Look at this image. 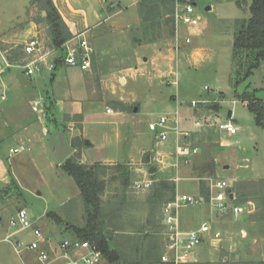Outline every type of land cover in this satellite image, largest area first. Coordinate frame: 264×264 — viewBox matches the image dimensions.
Masks as SVG:
<instances>
[{
	"label": "rangeland",
	"instance_id": "1",
	"mask_svg": "<svg viewBox=\"0 0 264 264\" xmlns=\"http://www.w3.org/2000/svg\"><path fill=\"white\" fill-rule=\"evenodd\" d=\"M115 1L124 11L103 23L110 15L107 7ZM130 1H93L95 11L101 14L102 7L103 12L98 19L89 13L90 25L101 23L94 32L83 35L95 52L89 71L60 64L51 72L26 76L20 68L25 42L37 37L46 50L56 48L47 22V0H0V264H40L35 253L23 250L17 254L14 249L16 242L34 239L31 230L3 241L16 230L9 228L8 221L19 208L27 210L31 222L56 248L62 240L76 238L75 231L85 227L84 202L75 181L62 167L67 158L105 166L99 176L103 191L98 229L109 249L120 257L115 264H161L159 256L165 250L162 209L177 194L202 198L198 205L180 208L181 229L195 230L202 223L210 228L188 263L249 264L264 259V248L254 256L250 253L257 249L248 248L253 237H261L264 244V236L256 230L252 234L248 228L249 221L262 222L264 215V61L253 67L255 53L234 48L235 21L249 17L250 1L238 5L236 0H182L193 4L194 11L189 23L176 24V0H144L145 27L139 35L135 23L139 7L129 6ZM116 22L120 29L114 30ZM78 27L83 29L81 24ZM176 28L183 42L189 36L192 40L177 53L175 74L162 82L159 76L163 74L156 77L155 71L145 68L151 55L143 61L147 52L138 42L159 41V50L168 56ZM188 48L203 52L191 67L182 59ZM134 52L142 61L125 82L123 74L115 73L132 67ZM5 61L10 67H5ZM153 61L149 62L152 66L158 59ZM244 92L261 102L262 124L242 101ZM34 101L39 102L37 113L31 110ZM192 101L199 103L193 107ZM176 110L180 128L192 132L184 143L199 151L183 160L178 169L171 165L174 134L169 131L167 141L157 143L148 128L149 122ZM205 120L212 124L230 121L238 130L227 135L214 127L194 126ZM58 130L72 149L62 163L50 147V138L57 137ZM19 143L27 150L10 155L9 149ZM176 178L179 180L174 181ZM214 180L224 181L233 195L223 215L209 204ZM143 182L149 186L138 189L136 185ZM201 183L204 193L209 191L208 199L200 192ZM171 186L173 190L162 188ZM232 206L240 208L237 216L231 214ZM243 229L250 233L247 239L240 236ZM215 233L219 239L213 241ZM63 263L58 259L49 264ZM103 264L109 263L104 259Z\"/></svg>",
	"mask_w": 264,
	"mask_h": 264
},
{
	"label": "built area",
	"instance_id": "2",
	"mask_svg": "<svg viewBox=\"0 0 264 264\" xmlns=\"http://www.w3.org/2000/svg\"><path fill=\"white\" fill-rule=\"evenodd\" d=\"M180 4H183L180 8ZM176 10L173 18L176 22L189 23L190 14L193 13V4L183 2L182 0L175 1ZM177 29V28H176ZM84 33L72 36L60 48H53V50H46L39 42L37 37L29 39L22 45V54L24 56L23 64L20 68L26 76H33L43 70L53 71L57 63L63 64L68 67H75L81 71H89L92 65L94 56V49L89 41L83 37ZM177 37V30L175 33ZM186 43H190V39H185ZM60 55H56L57 52ZM55 54V56H54ZM53 57V58H52ZM6 66L10 67L5 61ZM175 84V83H173ZM206 89V88H205ZM219 96H221L219 94ZM208 101H201L200 103L206 104ZM199 102L192 101L191 106L195 107ZM39 102L34 101L32 104V111H38ZM107 112H111L107 109ZM231 118V112L230 116ZM181 119L178 110L173 114L161 115L155 121L148 124V128L154 134L157 143L167 141L169 131L174 134L176 150L170 154L172 157V167L178 169L182 161L187 160L189 156L198 155V148L192 145H186L184 140H189L192 137V132L182 130L180 128ZM196 128L214 127L218 132H225L227 135H234L238 128L232 122L212 124L210 121L203 122L196 121L194 123ZM25 144H19L9 149L10 155H16L26 151ZM161 162V161H160ZM174 181L179 178L173 179ZM149 182L137 184L136 187H148ZM210 191L209 204L217 209L220 214H225L228 211L227 201L233 198L229 192L228 186L224 181L214 180L212 182ZM232 196V197H230ZM202 198L194 197L187 194L176 195L175 198L162 209L163 214V227H164V252L160 256L161 264H185L190 260L191 254L195 248L202 242V236L209 232L210 228L207 223H202L198 229L184 231L181 229L179 221V210L181 207L187 205H198L201 203ZM231 214L237 216L240 213V208L232 206L229 209ZM1 220V218H0ZM9 228L16 229L12 234L7 235L3 241L10 242V238L18 232L31 230L33 240L28 243L16 242L14 249L17 254L23 250H28L36 254V259L40 264H49L50 262L61 259L63 264H103L104 258L102 251L93 243L82 240L79 238H70L62 240L57 248L52 245L51 240L46 237L42 231L35 226L28 217V212L25 208H19L8 221ZM219 239V234L215 233L213 240ZM14 245V244H13ZM49 252L54 253L51 258Z\"/></svg>",
	"mask_w": 264,
	"mask_h": 264
},
{
	"label": "trees",
	"instance_id": "3",
	"mask_svg": "<svg viewBox=\"0 0 264 264\" xmlns=\"http://www.w3.org/2000/svg\"><path fill=\"white\" fill-rule=\"evenodd\" d=\"M143 1L144 0H142V2ZM242 1L246 0H236L238 5H242ZM249 1V17L237 19L235 21L234 48L238 51L255 53V64L253 67H256L264 61V0ZM142 2L140 3V14L143 17L144 14L141 10L144 4H142ZM45 11L47 13V22L52 29L53 44L56 48H60L71 38V35L57 9L53 5V0H47ZM58 65H60V63H57L56 66ZM246 93L247 92L242 93V101L247 102L249 108L255 113L258 124H262L263 111L261 102L255 99L253 94L249 96V94ZM62 167L75 181L84 202L88 219L84 228L75 231L77 235L76 238L95 244L102 251L103 258L107 263L115 264L120 257L117 252L109 249L106 238L98 229V220L101 219L102 209L100 195L103 191V182L100 180L99 176L101 175L100 170L105 166H100L99 164H80L72 158H67L62 164ZM162 188L163 190L168 188L173 190L174 186ZM200 192L206 195L207 199L209 198V191L204 193V183H201ZM262 217L263 218L260 220L264 221V215ZM249 264H264V261L251 262Z\"/></svg>",
	"mask_w": 264,
	"mask_h": 264
},
{
	"label": "crops",
	"instance_id": "4",
	"mask_svg": "<svg viewBox=\"0 0 264 264\" xmlns=\"http://www.w3.org/2000/svg\"><path fill=\"white\" fill-rule=\"evenodd\" d=\"M93 1H95V2L97 1V3L100 4V0H93ZM93 1L92 0H53V5L57 9L62 21L66 25L68 32L71 35V37L76 36L80 33H85L89 30H91V32H94L93 29H95L96 27H98L100 25L101 21H98V20H96L98 22H96L95 24H92V25L89 24V21H90L89 20V13H92L93 17L95 19H98V17L103 12L102 7L100 9L101 14L99 12L95 11L96 9L93 8L94 7ZM141 2H142V0H133V1H130V3H129V6L139 7V10L137 11V16H136L137 18L135 20V23L138 24V26H139V28L137 29L138 35L141 32V30L145 27V22L143 21L142 16L140 14V3ZM86 6H88V7H86ZM107 9H108L110 15L103 19V21H102L103 23L110 20L111 18L116 17V15H118L119 13L124 11V7L118 1L110 2ZM210 9H211V7L206 8V10H210ZM79 24H81L83 29H80L78 27ZM27 25L31 27L32 22H29ZM113 25H114L113 28H115L114 30L120 29L119 26L117 25V22L114 23ZM174 34H175V31H174ZM177 34H178L177 37H176V35H174L172 37V39L174 40V45H172L170 50L167 51L168 53L166 52L168 56H164L165 53L163 51L159 50V48H158L159 41H152V42H145V43L144 42H141V43L138 42L139 44L144 45L145 50L147 52V57H145L143 61H146L148 59V56H150V55H151V59L149 58L150 63H154L153 59L154 60L158 59V62H156L157 64H155L154 66H152V64H149V62H146L145 68L147 70H150V72L155 71L153 76H156V75L159 76V75L163 74V75L159 76V79H161L162 82H164L166 77L169 76L170 74H175L174 73L175 71L173 69V64L175 62L176 55L182 47H186L184 45H189L191 43V40H192L191 38H189L190 37L189 36V37H185V39L189 38L190 43H186L185 41L183 42L181 31L179 30V32H178V29H177ZM94 36H96V35H94ZM14 37H17V36L14 35ZM138 37L135 40L136 42L139 39ZM185 52L186 53H184V55H183L184 58H182V59H183L184 63L186 61L190 67H191V65L193 66L195 63H197L200 58H202L203 52H202V49H200V48H190V49L188 48V50ZM133 56H134V59L132 60L133 61L132 67H127V68H125V70H119V71H117V73H115V74H118V73L123 74V76H124L123 80L125 82H126V76L128 75V73L130 71H132L134 66L137 65V62H139L141 60V58L139 57V54L137 52H134ZM164 58L168 59V61H165ZM161 60H163V61H161ZM94 61L95 62L97 61V64H99V60H96V58L94 59ZM175 76L177 78V75H175ZM120 79H122V78H120ZM172 83H175L174 85H176L177 79H176V81H173ZM32 104H31V107H32ZM37 112H34V113H37ZM116 112L122 113V111H116ZM77 113H80V112H77ZM106 113H108V112L106 111ZM110 113L111 112H109V114ZM59 133H61V132L58 130V135H59ZM58 135H57V137H58ZM57 137L55 136V138H57ZM66 141L68 142L67 138H66ZM86 142H88V141H86ZM86 142H85V144H86ZM19 144H23V143H19ZM86 145L89 146L90 145L89 142ZM105 161H111V160L107 159ZM80 162L82 164H84V162L81 159H80ZM249 208H250V206H249ZM248 212L250 213V211H248ZM248 228L251 230L252 234H254L253 232H255V230H256L257 234L264 236V221H262V222H258L255 220L249 221ZM255 234H256V232H255ZM249 235H250V233H248L244 229L242 230V232L240 234V236L242 238H246V239L249 237ZM248 248H250V249L256 248L257 249L256 251H254V253L253 252L250 253L252 255L253 254L257 255L258 252H261L262 249L264 248V244L263 245L261 244V237H253L251 246H248ZM252 250H254V249H252ZM245 253H246V251H245ZM196 261L197 260H193V262H196ZM259 261H264V259L259 260ZM200 262H204V261H200Z\"/></svg>",
	"mask_w": 264,
	"mask_h": 264
},
{
	"label": "water",
	"instance_id": "5",
	"mask_svg": "<svg viewBox=\"0 0 264 264\" xmlns=\"http://www.w3.org/2000/svg\"><path fill=\"white\" fill-rule=\"evenodd\" d=\"M134 111H136V109H134ZM228 116H230V112H228ZM50 139L51 151L54 153L57 162L62 163L69 156L72 149L66 141L65 135L63 133H59L57 138L52 136ZM86 144H88V142H86Z\"/></svg>",
	"mask_w": 264,
	"mask_h": 264
}]
</instances>
